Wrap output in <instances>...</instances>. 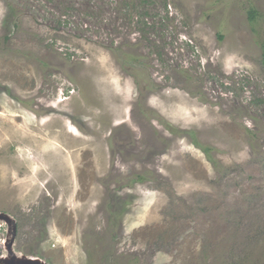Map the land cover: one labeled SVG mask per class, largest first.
Instances as JSON below:
<instances>
[{"label":"rangeland","instance_id":"374dc122","mask_svg":"<svg viewBox=\"0 0 264 264\" xmlns=\"http://www.w3.org/2000/svg\"><path fill=\"white\" fill-rule=\"evenodd\" d=\"M263 45L264 0H0L14 250L264 264Z\"/></svg>","mask_w":264,"mask_h":264},{"label":"water","instance_id":"95a60500","mask_svg":"<svg viewBox=\"0 0 264 264\" xmlns=\"http://www.w3.org/2000/svg\"><path fill=\"white\" fill-rule=\"evenodd\" d=\"M2 222L8 225V233L11 238L6 242L7 255L0 256V264H47V262L41 258L18 254L14 250V243L17 237V223L15 219L7 213H0V223Z\"/></svg>","mask_w":264,"mask_h":264},{"label":"trees","instance_id":"16d2710c","mask_svg":"<svg viewBox=\"0 0 264 264\" xmlns=\"http://www.w3.org/2000/svg\"><path fill=\"white\" fill-rule=\"evenodd\" d=\"M12 8H10V10H11ZM14 9V8H13ZM13 9H12V12H13ZM250 14H251V19H253L254 18V15H255V12L254 11H251L250 12ZM11 15L14 17V13H11ZM9 17V16H8ZM8 21V19H6L5 20V22H7ZM222 38V37H221ZM264 46V45H263ZM211 149H207L206 151L208 152V151H210ZM138 180H143L144 178H143V176H138V178H137Z\"/></svg>","mask_w":264,"mask_h":264}]
</instances>
